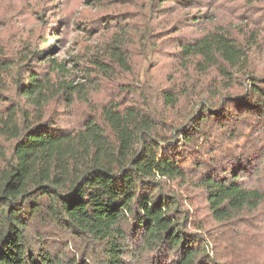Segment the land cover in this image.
Returning <instances> with one entry per match:
<instances>
[{
  "label": "trees",
  "instance_id": "trees-1",
  "mask_svg": "<svg viewBox=\"0 0 264 264\" xmlns=\"http://www.w3.org/2000/svg\"><path fill=\"white\" fill-rule=\"evenodd\" d=\"M0 264H264V0H0Z\"/></svg>",
  "mask_w": 264,
  "mask_h": 264
},
{
  "label": "rangeland",
  "instance_id": "rangeland-1",
  "mask_svg": "<svg viewBox=\"0 0 264 264\" xmlns=\"http://www.w3.org/2000/svg\"><path fill=\"white\" fill-rule=\"evenodd\" d=\"M76 35L78 34H74L72 33L70 35V39H75L76 38ZM81 35V34H79ZM84 41V40H83ZM74 44H73V40L68 44V46L63 50L61 51L59 57L62 59V60H72L73 59V55L76 53V48H74ZM68 66L69 68H74V63L73 62H70L68 63ZM141 77H142V80L144 79V73L146 71V66L144 65L142 68H141ZM77 83L81 84V88H88V86H90V83L88 80H85V79H82L81 77H78L77 78Z\"/></svg>",
  "mask_w": 264,
  "mask_h": 264
}]
</instances>
